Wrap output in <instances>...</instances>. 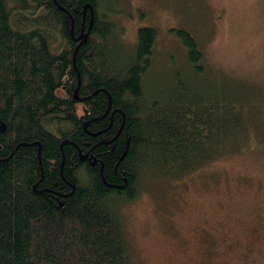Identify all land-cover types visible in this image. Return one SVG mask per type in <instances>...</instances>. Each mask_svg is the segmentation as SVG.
Returning <instances> with one entry per match:
<instances>
[{"label":"trees","instance_id":"obj_1","mask_svg":"<svg viewBox=\"0 0 264 264\" xmlns=\"http://www.w3.org/2000/svg\"><path fill=\"white\" fill-rule=\"evenodd\" d=\"M119 12L0 0V264H130L120 207L144 177L181 178L256 142L260 108L210 73L191 31L172 29L184 60L158 90L157 29L139 26L130 47Z\"/></svg>","mask_w":264,"mask_h":264},{"label":"rangeland","instance_id":"obj_2","mask_svg":"<svg viewBox=\"0 0 264 264\" xmlns=\"http://www.w3.org/2000/svg\"><path fill=\"white\" fill-rule=\"evenodd\" d=\"M117 1L115 21L130 47L139 26L157 29L151 88H165L170 66L183 62L172 29L185 28L210 73L251 96L262 116L249 151L181 178L142 179L137 196L120 207L130 264H264V0Z\"/></svg>","mask_w":264,"mask_h":264},{"label":"water","instance_id":"obj_3","mask_svg":"<svg viewBox=\"0 0 264 264\" xmlns=\"http://www.w3.org/2000/svg\"><path fill=\"white\" fill-rule=\"evenodd\" d=\"M93 13H94V10H93V8H92V17H93ZM92 21H93V19H92ZM92 21H91V23H92ZM80 38H82V41H85L86 38H87V33L82 34V35L80 36ZM76 97H77L78 99H81V98L78 97V92H77V91H76Z\"/></svg>","mask_w":264,"mask_h":264}]
</instances>
